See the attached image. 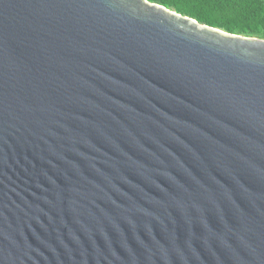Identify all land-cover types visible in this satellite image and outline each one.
<instances>
[{"label":"water","instance_id":"water-1","mask_svg":"<svg viewBox=\"0 0 264 264\" xmlns=\"http://www.w3.org/2000/svg\"><path fill=\"white\" fill-rule=\"evenodd\" d=\"M0 264H264V39L0 0Z\"/></svg>","mask_w":264,"mask_h":264},{"label":"trees","instance_id":"trees-1","mask_svg":"<svg viewBox=\"0 0 264 264\" xmlns=\"http://www.w3.org/2000/svg\"><path fill=\"white\" fill-rule=\"evenodd\" d=\"M233 34L264 39V0H148Z\"/></svg>","mask_w":264,"mask_h":264}]
</instances>
